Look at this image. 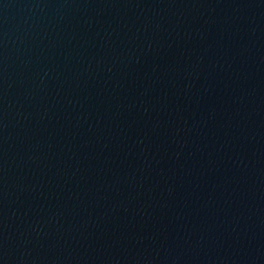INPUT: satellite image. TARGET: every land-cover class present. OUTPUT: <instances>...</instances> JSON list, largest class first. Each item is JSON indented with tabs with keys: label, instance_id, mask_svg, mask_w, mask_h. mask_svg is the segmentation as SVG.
Masks as SVG:
<instances>
[{
	"label": "water",
	"instance_id": "95a60500",
	"mask_svg": "<svg viewBox=\"0 0 264 264\" xmlns=\"http://www.w3.org/2000/svg\"><path fill=\"white\" fill-rule=\"evenodd\" d=\"M0 264H264V0H0Z\"/></svg>",
	"mask_w": 264,
	"mask_h": 264
}]
</instances>
